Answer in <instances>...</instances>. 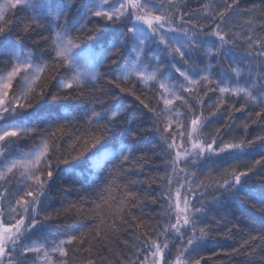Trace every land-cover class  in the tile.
<instances>
[{
    "label": "snow or ice",
    "instance_id": "1",
    "mask_svg": "<svg viewBox=\"0 0 264 264\" xmlns=\"http://www.w3.org/2000/svg\"><path fill=\"white\" fill-rule=\"evenodd\" d=\"M88 3L91 7L84 19L86 23H95L92 28H76L74 36L69 27L74 5L65 4V0H0V264H28L30 254L35 257L32 264H68L71 245H76L71 249L73 259L89 257L81 258L79 264H105L100 253L106 249L105 241L116 230L117 223L132 227L131 222L138 219H127L142 203L138 193L130 189L144 181H118L131 174L126 167L132 159L131 141L144 132L159 134L161 154L167 157L165 172L151 181L164 190L152 197L153 205L162 202L157 224L146 225L141 220L134 225L146 231L142 237H136L141 247L128 264H201V258L193 259L190 254L197 252L215 230V217L208 216V198L213 204L241 193L245 200L253 198L246 185L258 166L264 168V155H259L251 166L245 164L240 170L238 164L227 165L220 171V178H214L216 161L264 153V134L252 140L223 139L232 131L227 122L210 139L203 134L210 119L219 114L226 97H243L248 102L264 104V95H254L255 91L264 93V11L252 7L237 12L241 0H224L223 8L215 11L217 6L208 0L202 5L200 16L194 18L184 10V0ZM18 11L26 15L17 19ZM10 15L12 19L8 18ZM42 32L49 35L24 45L30 36ZM85 52L93 59L87 73L81 70L80 62ZM193 53L201 62L203 57L209 58V64L197 70L192 62ZM218 57H223L217 61L219 79H213L210 61ZM253 60L259 61L256 67L260 69L254 79ZM101 67L106 71L101 72ZM46 74L56 92L46 83L37 93L35 89ZM101 79L109 90L134 96L141 106V118H147L151 127H122V114L130 106L116 102L106 107V101L99 99L106 93L96 87ZM89 85L94 91L89 90ZM138 85L150 89L152 96L137 95ZM204 89L208 91L200 96ZM216 91L219 103L206 117L204 97ZM49 96L51 101L93 102L84 105L83 116L73 118L68 113L57 115L55 105L44 103ZM197 105L201 108L199 113ZM256 115L264 119V108ZM76 119L84 123L77 127ZM135 119L129 117L125 122L130 125ZM33 122L36 126L28 127ZM243 128L247 131L249 124L245 123ZM24 138L33 141L27 152L19 151ZM66 139L72 140L68 152L61 149ZM54 154H58L55 163ZM74 160L89 173L88 179L82 172L77 173L80 190L89 197L80 198L79 208L74 203L63 211H45L52 183L58 175L75 171L71 164ZM209 164L214 167L202 173ZM201 175L205 178L197 182ZM173 176L179 185L175 189ZM261 183L264 184V178ZM259 197L264 203V189ZM84 203L92 207L85 210ZM72 211L85 222L95 221V226L79 236L46 239L50 226ZM215 223L219 225V221ZM177 239L180 244L169 259L171 245ZM258 240L264 242V235L250 237L251 243ZM251 243L245 241L241 247L254 253ZM238 251L232 250L233 254Z\"/></svg>",
    "mask_w": 264,
    "mask_h": 264
},
{
    "label": "trees",
    "instance_id": "2",
    "mask_svg": "<svg viewBox=\"0 0 264 264\" xmlns=\"http://www.w3.org/2000/svg\"><path fill=\"white\" fill-rule=\"evenodd\" d=\"M206 2H208V0H184V3L187 5L184 10L191 13L193 17L196 18L200 16L201 7ZM211 3L217 6L215 7V11H219L223 8L224 0H211ZM65 4L74 5L70 9L71 16L69 17V27L74 36L77 35L75 29L79 28L81 25H85L86 28L93 27L95 21L89 24L86 23L84 19L87 15L88 8L91 7L88 0H65ZM83 5H86V7ZM252 7H255L259 11H264V3H261V0H241L240 8L236 11L239 12ZM25 15L26 13L18 11L16 18L20 19V17ZM8 18L12 19V16L10 15ZM61 19H63V16ZM201 22L206 21L202 20ZM233 31H239V29H233ZM47 35H49L47 32L34 34L24 41V45H29L33 41L40 40L43 36ZM79 35L83 36L84 33H80ZM243 52V48L239 49L240 57L243 56ZM202 59L203 62H201V59H199L195 53L192 54V62H194L197 70L206 67L209 64V58L203 57ZM218 60H223V57H218L210 61L213 79H219V76L217 75L219 72ZM38 62L43 63V61ZM245 63H248V61H245ZM258 63L259 61L256 60L251 61L253 66V79L260 71V69L256 67ZM224 66H227V61H224ZM99 70L105 72L106 68L101 67ZM199 74L203 75V73ZM46 83L49 84V88L53 93L56 92V87L49 83L47 74L39 82L40 86L36 87L35 91L39 93ZM121 86L123 87L125 85L122 84ZM127 86L131 87L132 85ZM96 87L105 91L106 95H101L99 99L106 101V107L111 106L116 102L130 106L126 112L122 114V127H133L138 129H147L151 127V122L147 118H141V113L138 110L141 106L138 101L135 100L134 96L117 94L118 90H109L103 79H101ZM89 90L94 91L91 88V85H89ZM205 91L208 90L204 89L203 91H200L199 95L204 96ZM136 94L141 95L142 98L150 97L152 96V91L138 85L136 87ZM254 95L260 97L264 95V93L255 91ZM219 100L220 95L218 91L209 92L208 96L204 97V116L207 117L209 113L215 109ZM92 102L91 99H85L83 101H51L50 96L44 101L45 104L56 106L53 110L57 115L63 116L65 113H68L73 118L83 116L85 111L84 105H91ZM242 105H245V107L242 108ZM262 108H264V104L251 103L243 97H226L225 104L221 106L219 114L215 118L210 119V122H208L207 126L203 129V134L210 139L211 136L215 134V130L222 127L227 122L232 125V131L227 136L223 137V139L230 140L233 137H245L248 140H252L256 136L264 134V119L258 118L256 115V113L260 112ZM96 110L99 111L100 109L97 107ZM196 111L197 113L201 111L199 105L196 106ZM229 113H231V116H229ZM133 116L137 117V119L132 120L130 125L125 122L129 117ZM83 123L84 121L76 119L77 127ZM101 123H103V121H101ZM245 123L249 124L247 131L243 128ZM35 126V122L28 125L30 128ZM41 127H43V125H41ZM71 144V139L63 141L61 144L62 151L68 152ZM131 145L133 148L131 153L132 159L126 165L131 174L127 175L124 180L118 181V183L123 184L130 180L144 181L143 184H137L130 189L131 191L138 193L142 203L137 209H134L131 212L130 216L127 217L130 222L131 216L138 217L135 222H131L133 226L129 227L128 225L117 223L116 230H114L110 237L106 239V249L100 253V256L105 258V264H119L120 260H123L124 264H128L130 260L135 259L136 249L141 247V241H137L136 237H142L146 229L136 228L134 225L139 224L141 220L146 225H156L159 220L158 213L161 211L162 202L153 205L152 197L159 196L164 189L160 188L158 183H151L154 178L165 172L163 165L167 157L161 154L159 134L155 132H144L141 136L132 140ZM32 146L33 141L29 138H24L20 143L19 151H29ZM56 155L58 154H54L52 157L53 163H55ZM72 155H75V153H72ZM259 155H264V153H252L247 156L232 157L223 162L216 161V170L213 173L214 178H220V171H222L227 165L238 164L240 170H243L245 164L251 166V163L255 159H258ZM141 157H147V160L140 159ZM71 164L74 166L75 171L58 175L52 183V186L48 191V207L45 211H51L53 213H55L56 210L63 211V209L68 208L74 203L77 204V208H79L81 206L78 203L80 198L89 197L88 193L80 190L81 183L78 182L79 178L77 176L78 172H82L84 178L88 179L89 173L83 170L78 161H71ZM60 167L64 168L65 165H60ZM186 167L188 171L193 170L188 165ZM213 167L212 164H209L208 167L203 168L201 172L207 173L209 168ZM167 171L171 172V169H168ZM204 178L203 175L199 176L197 182H199V179ZM262 178H264V168L258 166L255 174L250 177L246 185V188L251 190L254 194V197L249 198L248 200L243 198L245 195L244 193H241L240 196H226L225 199L215 204L211 203L210 198H208V216L209 218L215 217V220L212 221L215 230L211 233L207 242L202 244L197 252L190 254L193 259L201 258V264H264V242L258 240L256 243H251L250 241V237L252 236L264 235V232H262V229H264V211H262V209H264V203H261L259 197L260 191L264 189V184L261 183ZM91 207L92 205L90 203L83 204L85 210ZM215 221H219V225H216ZM205 222L207 223L208 220ZM95 223V221L85 222L77 216L75 211H72L66 216H61L50 226L51 231L47 234L46 239L59 240L66 236H79L80 233L86 232L89 228L94 227ZM161 223H164V221H161ZM33 239H35V237H33ZM168 239L171 241L172 237L169 236ZM245 241L251 243V249L256 250L254 253H252L248 247H241L244 245ZM174 243L175 241L172 244ZM75 247L76 245L69 246L68 264H79L81 258H89L85 255L84 257L77 256L73 259L71 249ZM87 247L88 245H85V248ZM233 249H239V251L233 254ZM93 251L95 252L96 248H93ZM171 251L172 256H169V259L173 258L176 248H172ZM214 253L215 255H213ZM143 255L144 253H141V259H143ZM33 259L34 255L30 254L28 256V264L31 263Z\"/></svg>",
    "mask_w": 264,
    "mask_h": 264
},
{
    "label": "rangeland",
    "instance_id": "3",
    "mask_svg": "<svg viewBox=\"0 0 264 264\" xmlns=\"http://www.w3.org/2000/svg\"><path fill=\"white\" fill-rule=\"evenodd\" d=\"M80 62H81V70L83 72L87 73V72H89L91 70L92 64H93V59L86 52L81 54V61ZM177 143H179V141H177ZM21 152H23V151H21ZM186 166L187 165H182V167H186ZM176 179H177V177L176 176H173V180H174L173 189H175L176 187L179 186L177 183H175ZM179 179H181V180L183 179V174L182 173L179 175ZM186 238L187 237L185 235V241H186ZM179 244H180V241L178 239L175 240V243L171 245V249L172 248H176L177 246H179ZM34 259H35V257H34ZM29 264H32V262L29 263Z\"/></svg>",
    "mask_w": 264,
    "mask_h": 264
}]
</instances>
